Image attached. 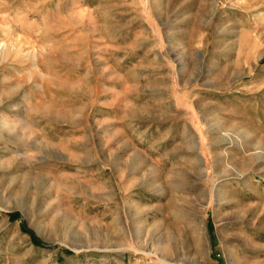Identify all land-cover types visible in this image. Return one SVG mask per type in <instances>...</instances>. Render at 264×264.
I'll use <instances>...</instances> for the list:
<instances>
[{"label":"rangeland","instance_id":"rangeland-1","mask_svg":"<svg viewBox=\"0 0 264 264\" xmlns=\"http://www.w3.org/2000/svg\"><path fill=\"white\" fill-rule=\"evenodd\" d=\"M0 264H264V0H0Z\"/></svg>","mask_w":264,"mask_h":264}]
</instances>
